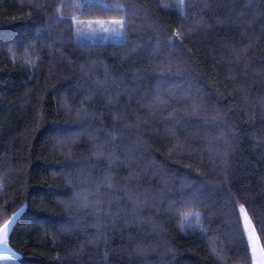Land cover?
Returning <instances> with one entry per match:
<instances>
[{
    "label": "trees",
    "instance_id": "1",
    "mask_svg": "<svg viewBox=\"0 0 264 264\" xmlns=\"http://www.w3.org/2000/svg\"><path fill=\"white\" fill-rule=\"evenodd\" d=\"M264 0H0V264H253Z\"/></svg>",
    "mask_w": 264,
    "mask_h": 264
},
{
    "label": "water",
    "instance_id": "2",
    "mask_svg": "<svg viewBox=\"0 0 264 264\" xmlns=\"http://www.w3.org/2000/svg\"><path fill=\"white\" fill-rule=\"evenodd\" d=\"M18 214V215H17ZM19 212L14 213L1 227H0V255H2V249L6 245L7 249L10 250V252L15 253V255H9L7 257H15L16 252L9 247L7 244V237L8 234L5 235V226L10 224L13 219H15V222L17 218L19 217ZM14 224H12L13 226ZM250 237V236H249ZM249 240V239H248ZM250 242V240H249ZM250 248L253 256V264H264V250L261 245V242L259 240V237L257 234L253 233V237L250 243Z\"/></svg>",
    "mask_w": 264,
    "mask_h": 264
},
{
    "label": "rangeland",
    "instance_id": "3",
    "mask_svg": "<svg viewBox=\"0 0 264 264\" xmlns=\"http://www.w3.org/2000/svg\"><path fill=\"white\" fill-rule=\"evenodd\" d=\"M240 211H241V218H242V223H243V227H244L246 236L248 239L250 236L251 240H252L253 233H255V234H257V233L255 232L253 225H252V222L249 219L248 214L246 213L245 209L242 207ZM17 212L20 213V211H17ZM250 243H251V241L249 242V245H250Z\"/></svg>",
    "mask_w": 264,
    "mask_h": 264
},
{
    "label": "snow or ice",
    "instance_id": "4",
    "mask_svg": "<svg viewBox=\"0 0 264 264\" xmlns=\"http://www.w3.org/2000/svg\"><path fill=\"white\" fill-rule=\"evenodd\" d=\"M14 223H15V219H13V221L10 224L5 226V235H7L12 230V224ZM249 240L251 241V237H249ZM9 255H15V253L10 252V250H8L5 245L2 249V255H0V259H4L5 257Z\"/></svg>",
    "mask_w": 264,
    "mask_h": 264
}]
</instances>
